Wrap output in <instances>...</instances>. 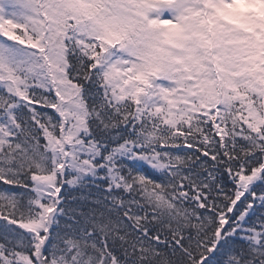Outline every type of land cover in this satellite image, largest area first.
<instances>
[{
  "label": "snow or ice",
  "instance_id": "6c2138e0",
  "mask_svg": "<svg viewBox=\"0 0 264 264\" xmlns=\"http://www.w3.org/2000/svg\"><path fill=\"white\" fill-rule=\"evenodd\" d=\"M0 264H264V0H0Z\"/></svg>",
  "mask_w": 264,
  "mask_h": 264
}]
</instances>
